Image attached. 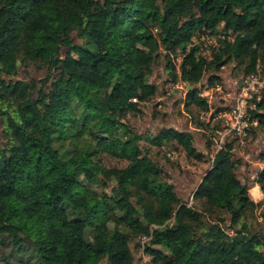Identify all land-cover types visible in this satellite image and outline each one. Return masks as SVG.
I'll list each match as a JSON object with an SVG mask.
<instances>
[{
    "label": "trees",
    "instance_id": "obj_1",
    "mask_svg": "<svg viewBox=\"0 0 264 264\" xmlns=\"http://www.w3.org/2000/svg\"><path fill=\"white\" fill-rule=\"evenodd\" d=\"M222 26L207 56L194 38ZM163 54L172 80L193 86L186 107L208 111L197 86L206 75L203 88L231 62L244 75L264 67V0H0V71L10 76L0 77V264H135L131 244L144 235L152 264H264L238 138L215 152L195 194L200 210L141 143H174L202 160L194 135L143 136L123 120L157 94L150 76ZM22 63L43 64L47 77L13 79ZM252 101L264 125V87ZM103 154L128 164L107 167ZM207 214L229 216L234 232Z\"/></svg>",
    "mask_w": 264,
    "mask_h": 264
},
{
    "label": "rangeland",
    "instance_id": "obj_2",
    "mask_svg": "<svg viewBox=\"0 0 264 264\" xmlns=\"http://www.w3.org/2000/svg\"><path fill=\"white\" fill-rule=\"evenodd\" d=\"M225 37L224 27L218 33H203L196 35L194 44L200 46V50L210 56L211 49L218 44L221 38ZM68 49L62 48V54L66 55ZM181 56L176 57V64L179 67ZM260 74L263 75L264 67L259 65ZM221 81L210 85L209 110L203 111L196 105H192L190 109L186 107L185 99L189 91V84L178 80L174 82L167 69V59L164 54L156 61L150 81L158 87L157 94L150 100L141 104L140 111L130 113L125 117L124 122L127 123L134 131L147 136L156 134L165 128H174L179 131H189L194 135V145L197 150L204 154L202 160L190 157L182 147L174 143L163 145L161 147L151 146L150 143L143 139L142 145L151 149V156L157 165L161 168L163 178L172 183L175 191L183 203L189 206L202 209V203L195 198L199 184L208 175L212 168L214 155L216 152L220 121L213 120L217 108H222L227 102L223 97L228 99L233 97L234 92L239 88V81L242 80L244 74L236 63L226 64L221 71ZM48 75V69L43 64L38 63H22L17 74L13 75V79H23L25 81H39L45 79ZM261 75V76H262ZM208 76L199 83L200 92L203 91L202 85L208 84ZM0 77L9 79L10 76L0 71ZM40 83V82H39ZM41 84V83H40ZM220 86V89L217 88ZM228 94V95H227ZM259 119V118H258ZM203 123V124H201ZM216 123L220 128L216 131ZM260 123V122H259ZM0 118V137L3 141V127ZM211 143V146L208 144ZM234 157L239 162L238 176L246 183L250 189L251 198L257 203L254 216L249 219L256 233L264 232V187L258 181L260 173L264 170V125L258 124L245 137L244 144L236 139L234 142ZM99 163L107 167L123 168L128 164L125 159H118L110 155H100L96 157ZM259 189L258 195L254 194L253 188ZM109 191V189H106ZM225 222L215 220V217L207 214L204 219L206 223H220L224 229L233 233L234 229L229 216H226ZM147 243L145 244V246ZM145 246L140 242V237L136 238L131 247L135 256V264H152L151 255L145 252ZM264 250V246L262 247Z\"/></svg>",
    "mask_w": 264,
    "mask_h": 264
},
{
    "label": "built area",
    "instance_id": "obj_3",
    "mask_svg": "<svg viewBox=\"0 0 264 264\" xmlns=\"http://www.w3.org/2000/svg\"><path fill=\"white\" fill-rule=\"evenodd\" d=\"M219 32H221V27L219 28ZM261 75L260 71L244 75L242 77V84L239 85V88L234 92L232 98L228 99V96H222L224 100L229 102L222 108H217V111L214 112L216 114L213 120H218L221 123V128L218 130L221 138L216 141V152L223 149L226 143L234 137L238 138L244 144L245 137L249 134L250 130L258 126L259 119L253 113V110L257 108V104L252 99L255 95H257L258 99L261 98V91L264 87V73ZM217 88L220 89V86ZM209 94L210 90L208 87L200 92V95L206 97L208 101ZM151 237L148 235L141 236L140 242L145 246Z\"/></svg>",
    "mask_w": 264,
    "mask_h": 264
},
{
    "label": "bare ground",
    "instance_id": "obj_4",
    "mask_svg": "<svg viewBox=\"0 0 264 264\" xmlns=\"http://www.w3.org/2000/svg\"><path fill=\"white\" fill-rule=\"evenodd\" d=\"M253 190H254V194H255V195H258V193H259V189H258L257 187H254Z\"/></svg>",
    "mask_w": 264,
    "mask_h": 264
},
{
    "label": "water",
    "instance_id": "obj_5",
    "mask_svg": "<svg viewBox=\"0 0 264 264\" xmlns=\"http://www.w3.org/2000/svg\"><path fill=\"white\" fill-rule=\"evenodd\" d=\"M241 84H242V80L239 81V85H241ZM192 88H193V86L191 84H189V90Z\"/></svg>",
    "mask_w": 264,
    "mask_h": 264
}]
</instances>
